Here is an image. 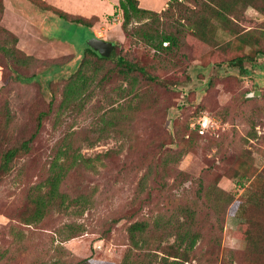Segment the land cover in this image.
Wrapping results in <instances>:
<instances>
[{
    "label": "rangeland",
    "instance_id": "1",
    "mask_svg": "<svg viewBox=\"0 0 264 264\" xmlns=\"http://www.w3.org/2000/svg\"><path fill=\"white\" fill-rule=\"evenodd\" d=\"M226 1L136 0L151 12L123 29L118 0H0V156L19 149L0 169V264H264L241 237L249 181L264 166V56L253 58L260 87L227 63L233 49L220 44L232 37L208 12ZM232 16L264 29L251 6L235 4ZM205 19L218 44L194 51L186 28ZM90 32L113 43L110 59L86 53L77 89L60 81L50 101L39 72L75 49L77 60ZM162 34L179 36L176 50L152 47ZM55 175L51 202L34 214ZM134 221L144 227L132 243Z\"/></svg>",
    "mask_w": 264,
    "mask_h": 264
},
{
    "label": "trees",
    "instance_id": "2",
    "mask_svg": "<svg viewBox=\"0 0 264 264\" xmlns=\"http://www.w3.org/2000/svg\"><path fill=\"white\" fill-rule=\"evenodd\" d=\"M169 1H171V7L181 3L180 2L181 0H169ZM237 3H239L241 6H244V7L251 6L255 8L257 11H259L262 15H264V0H229L226 2H221V3L213 4V5H210L208 3V5L210 6L208 7V12L212 14V17L217 20L216 23L218 24V27L221 28L225 33H228V35H231L232 37L231 39L226 40L220 44L221 46L220 50L222 51L223 55L230 52L231 48L233 49L232 52L234 54L228 57L229 59H227V63L237 69L236 75L241 76V77L251 76V78H253V84H256L257 87H260V84L262 82L260 81L259 78H257V73L253 71L252 69H253V66L256 65V62L253 59L254 56L260 55V54L264 56V49H263L264 47L259 45L260 43L258 42V40L264 39V29L262 28H253V29L250 28L246 30L241 29V27H239V25L237 24V22L232 16V11L234 9L235 4ZM118 7L121 10V16H122L121 26L123 29L126 28V25L129 23V20L131 17L141 14L143 12H151L149 10H144L142 8L137 7L136 0H118ZM167 7H168V4H167ZM36 10L39 11L41 9L37 8ZM49 14H52L53 16L59 18L60 20H63V17L67 15V13H63V12H57V14L55 13H49ZM72 19L74 22L72 24H74L75 26H81L84 28H88L89 26L87 23H84V19L81 17L75 16V18H72ZM201 23L203 25L199 26L197 29L190 28L189 26L186 28L188 29L189 32L192 33L193 40L189 46L194 51H198L200 47L201 48L210 47V46L216 47L218 44V41L215 36L216 26L212 24V26L206 25L207 26L206 27L205 24L208 23L206 19L204 20V22H201ZM142 35L145 36V38H147L145 34H142ZM89 36H93V34L90 32ZM178 38L179 36H175L174 34H162L159 36L157 42L152 45V47L155 48V50L163 49L166 52H171L172 50L177 49ZM149 41L150 40L148 38L147 42L149 43ZM162 43H165V45L162 46ZM261 44H263V42H261ZM83 45H84V48L81 50V53L79 54V57L77 58V60H76V55L78 54L79 51H76L74 47L75 54L73 58L71 59V62L69 61L67 64L61 63V64L50 65L46 70H41L39 72V76L42 79V84H40V86L42 85L41 89L42 91L44 90L49 91L48 94H50L49 95L50 101L53 98L52 96L53 90H55L56 85L60 81H63V80L65 81V79L68 80L65 83L67 87L65 93H70L73 90L75 86H73L72 83L75 84L78 81L76 76H77V73L80 71L79 69L81 68L84 62L86 53H89L95 56L97 59L99 58L102 61L109 60L112 55L111 53L108 57L107 56L103 57L99 55L96 51L88 47L84 42H83ZM115 62L117 65L125 64V66L128 69L127 72H131L132 70H137L142 74L144 73L142 67L140 66L138 67L135 65H132V66L129 65V63H127L123 57L117 56ZM36 75L38 77V74H31L28 77L22 78V80L26 82L31 81V79L33 80ZM81 85L82 83H80V86ZM75 89H77V87H75ZM244 97H245V94H244ZM43 113L44 112H40V115L41 114L43 115ZM40 117L41 116H39L37 119L36 128L39 127L40 125V122H39ZM25 145H26V142L21 143V147H23V149H25ZM18 150L19 149L10 148V149H7L4 152V154L0 156V169L6 168L7 166L6 164L10 161V159L14 156V154L17 153ZM105 154L107 155V153ZM240 161H243V160H240ZM165 170L167 171L168 169H165ZM151 171L152 170H150L145 175V177L149 175L150 176L152 175L153 177L154 171L152 172ZM245 173L253 175L252 170L245 171L241 175ZM152 177L149 180L148 178H145L144 183H146V180H148V183L150 182L147 188H153L155 186V179L154 177L153 178ZM57 182H58L57 175H55L53 178L49 180L48 182L49 189H48L47 197L45 198V200L41 198H35V203H34L35 207L33 210L34 214L38 213L39 215L41 212V209L51 202L53 193L56 192ZM144 183H142V185ZM249 184H250L251 196H249L247 205L243 211L245 222L242 226L241 237L246 242L247 248L250 247L252 251L260 252V254L264 255V166L252 176V178L249 181ZM218 190L216 189V191L213 190L212 192L211 188L208 187L204 190V192H205L206 197H209L210 194L212 193L213 199L215 200L217 198ZM225 197H226V201H225V205H226L229 202V196H227V194L225 193ZM187 211L189 213L188 209ZM184 212L186 213L185 210ZM143 227H144L143 223H141L140 221H134L129 224L127 231L129 233V239L132 243L134 242V237L136 235V232L142 231ZM194 243H195V236H191L187 247L191 248ZM248 258H249L248 256L245 257L246 260H248ZM246 262H250V260ZM61 264H65V263H61ZM159 264H183V262L174 260V259L167 260L166 258H162Z\"/></svg>",
    "mask_w": 264,
    "mask_h": 264
},
{
    "label": "water",
    "instance_id": "3",
    "mask_svg": "<svg viewBox=\"0 0 264 264\" xmlns=\"http://www.w3.org/2000/svg\"><path fill=\"white\" fill-rule=\"evenodd\" d=\"M84 43L103 57L108 56L113 47V43L111 41H107L95 36H89L84 41ZM257 92L258 91H255L254 93Z\"/></svg>",
    "mask_w": 264,
    "mask_h": 264
}]
</instances>
